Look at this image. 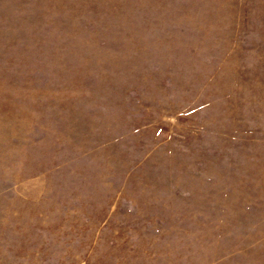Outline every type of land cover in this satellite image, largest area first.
<instances>
[{"label": "rangeland", "instance_id": "1", "mask_svg": "<svg viewBox=\"0 0 264 264\" xmlns=\"http://www.w3.org/2000/svg\"><path fill=\"white\" fill-rule=\"evenodd\" d=\"M0 264H264V0H0Z\"/></svg>", "mask_w": 264, "mask_h": 264}]
</instances>
